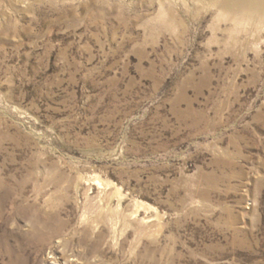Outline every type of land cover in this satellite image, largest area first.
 I'll use <instances>...</instances> for the list:
<instances>
[{
	"label": "rangeland",
	"instance_id": "374dc122",
	"mask_svg": "<svg viewBox=\"0 0 264 264\" xmlns=\"http://www.w3.org/2000/svg\"><path fill=\"white\" fill-rule=\"evenodd\" d=\"M227 1L0 0V264H264V18Z\"/></svg>",
	"mask_w": 264,
	"mask_h": 264
},
{
	"label": "bare ground",
	"instance_id": "6f19581e",
	"mask_svg": "<svg viewBox=\"0 0 264 264\" xmlns=\"http://www.w3.org/2000/svg\"><path fill=\"white\" fill-rule=\"evenodd\" d=\"M263 6L264 4L257 3L256 0H228L226 4L220 9V15L232 17L235 19V21L242 19L243 22L244 20H251L252 16L263 19Z\"/></svg>",
	"mask_w": 264,
	"mask_h": 264
}]
</instances>
